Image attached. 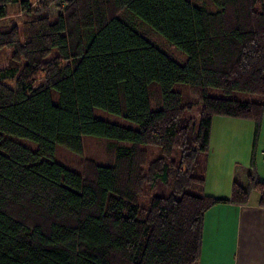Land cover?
<instances>
[{
  "label": "trees",
  "instance_id": "16d2710c",
  "mask_svg": "<svg viewBox=\"0 0 264 264\" xmlns=\"http://www.w3.org/2000/svg\"><path fill=\"white\" fill-rule=\"evenodd\" d=\"M151 30L186 61L166 54ZM0 51V264H199L211 207L245 205L253 191L264 207L254 170L264 0H0ZM177 83L200 106L192 135L184 118L192 104ZM95 108L135 127L95 118ZM214 116L254 124L250 171L228 198L202 192ZM84 136L112 140L103 164L86 158L74 172L53 160L58 145L79 153ZM158 183L170 193L142 206L143 188Z\"/></svg>",
  "mask_w": 264,
  "mask_h": 264
},
{
  "label": "crops",
  "instance_id": "0c3cea01",
  "mask_svg": "<svg viewBox=\"0 0 264 264\" xmlns=\"http://www.w3.org/2000/svg\"><path fill=\"white\" fill-rule=\"evenodd\" d=\"M242 126L247 150L243 157H230L234 143L242 138ZM252 128L248 120L212 118L203 194L228 198L234 181L245 183L250 171ZM220 151L225 152L220 155ZM254 170L264 181V147H260L259 161L254 159ZM257 202L258 193L245 205L217 204L205 213L199 264H264V207Z\"/></svg>",
  "mask_w": 264,
  "mask_h": 264
},
{
  "label": "rangeland",
  "instance_id": "374dc122",
  "mask_svg": "<svg viewBox=\"0 0 264 264\" xmlns=\"http://www.w3.org/2000/svg\"><path fill=\"white\" fill-rule=\"evenodd\" d=\"M55 10L51 9V12L53 13ZM150 35L152 40H154L156 42V44H158L162 50L168 54L173 60H175L176 62H178L179 64H183L186 61V55L179 50L178 48H176L173 45H169L168 43H166L162 38V36H160L158 33L154 32L153 30L150 31ZM151 40V39H150ZM4 56V52L0 51V58ZM173 90H177L180 94H181V98L182 101L184 103L190 102L192 104V107L190 110L185 111L184 113V118L186 120L190 119V134H194L196 133V129L198 126V111H199V104L196 101V98L191 96L188 90V87L186 84H182V83H177L173 85ZM52 100L53 103L56 102V93L52 92ZM207 94L209 96H216V97H223V94L215 88H208L207 89ZM229 98H233V99H237V100H241V101H256L258 98L255 95L252 94H247V93H241V92H233L232 94H230L228 96ZM154 96L152 95L150 97L151 100V104L152 106L154 103ZM264 114V113H263ZM93 115L95 118L98 119H104V120H109L113 123H117L120 125H124L127 127H135V125L133 123H130L129 121L121 118V117H117L115 115H110L108 113H106L105 111L101 110V109H97L95 108L93 110ZM226 118V119H231L229 117H225V116H216L213 117V119L215 118ZM263 122V121H262ZM261 122V127L259 129V133H258V137L256 139V150H255V154H256V160L259 161L260 159V147H264V122L262 125ZM250 123L252 124V137H253V132H254V124L253 122L250 121ZM237 133V132H236ZM244 135H245V129L242 126L241 130H240V136H242V138L240 139V141H238L237 143H234V151L230 152V157H232L233 155H236L238 157H243L245 154V151L247 150V144L244 142ZM11 139H13L14 141L20 143L21 145L31 149V150H35L36 149V143H34L33 141L26 139V138H20V137H15V136H9ZM112 140L110 139H106V138H101V137H96V136H84L81 142V149L79 153H75L72 152L66 148H64L63 146H56L55 151H54V155H53V160L61 165H63L64 167L74 171V172H79L81 169V165H82V161L86 158H92L94 160H96L98 163L103 164L106 160V147L108 146L109 142H111ZM253 141V140H252ZM117 142V141H116ZM118 144H125L124 142H117ZM218 143V141H217ZM147 152L149 153L150 157H156L159 155V148L156 146H152V145H146L143 146ZM221 152V151H220ZM225 151L221 152L220 155H223ZM228 155V154H227ZM178 157H179V151H174L173 155H172V159L175 162H178ZM170 187H167L165 185H162L161 183H158L157 186H155L154 188H149L148 186H145L143 188V192L139 195V203L142 206H147L148 205V200L151 196L153 195H167L168 193H170ZM190 192H194V190L189 189ZM254 195V196H253ZM251 197H257V193L256 192H251Z\"/></svg>",
  "mask_w": 264,
  "mask_h": 264
}]
</instances>
